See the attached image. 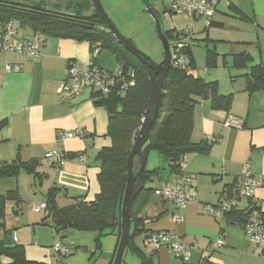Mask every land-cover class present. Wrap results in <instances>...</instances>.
Segmentation results:
<instances>
[{"label":"crops","instance_id":"1","mask_svg":"<svg viewBox=\"0 0 264 264\" xmlns=\"http://www.w3.org/2000/svg\"><path fill=\"white\" fill-rule=\"evenodd\" d=\"M140 1L146 11L156 10L163 33L189 30L194 66L197 55L192 48L204 49L206 71L198 74L194 71L195 76L207 83L216 82L218 95H232L233 100L226 112L212 108L210 99L194 98L192 141L217 140L207 153L188 154L184 158V172L191 178L196 202L180 211L181 221L174 223L171 220L174 206L153 195L140 215L145 233L135 241L150 257L151 264H264V256L253 248L241 224L232 223L231 216L203 213L205 205L218 204L228 190L239 186L242 165L248 163L252 175L261 182L253 203L260 210L264 224V91L249 94L244 90V76L250 68L264 65V0H209L216 3V9L213 24L207 30L203 19L171 12L169 8L175 0ZM15 23L18 39L34 35L30 30V34H18L19 26ZM1 28L0 25V34ZM43 38L40 55L34 61L14 52H0V166L34 160L38 162L36 172L42 177L36 178L23 170L16 176H0L3 214L0 237L5 231L14 235V242L24 248L26 259L31 263L55 264L59 260L52 249L56 236L52 228L42 225L43 214L29 209L26 216L19 218V213L23 205L28 208L31 203L45 202L50 188L59 189L58 207L71 205L76 199L92 201L99 192L96 155L110 145V140L106 137L107 113L94 105V99L75 104L78 98L63 101L58 94L68 64L90 61V45L71 39ZM204 40H208L216 54L214 66L210 68L206 65ZM242 53H247L251 60L245 68L237 69L232 65L233 56ZM156 56L163 57L157 47ZM94 63L104 69L97 60ZM7 66H18L19 70L7 72ZM228 117L235 119L239 126H227ZM77 130L85 131L87 138L57 141L58 133ZM59 148L70 157L61 163L45 157ZM78 153L84 155V162L75 156ZM156 155L149 152L145 157L147 171L159 169L147 183L153 189L174 183L178 178L169 171L167 161ZM249 205L248 200L240 199L235 210L243 212ZM7 210L12 218L10 225L6 223ZM158 231H174L183 244L195 246L186 261L175 258L165 248L151 252L145 246L146 234ZM61 235L62 243L73 250L62 261L64 264L112 263L117 247L115 233L99 237L98 241L92 231L67 229ZM219 237H222V247L209 254L211 243Z\"/></svg>","mask_w":264,"mask_h":264},{"label":"trees","instance_id":"2","mask_svg":"<svg viewBox=\"0 0 264 264\" xmlns=\"http://www.w3.org/2000/svg\"><path fill=\"white\" fill-rule=\"evenodd\" d=\"M2 1L16 7H30V5L9 2V0ZM84 5L91 7L87 0ZM232 9L238 12L235 7ZM40 12L49 15L0 6V25L14 20L18 23L19 28H28L34 35L86 42L90 45V51L94 47H98L100 51L106 49L114 55L119 66L120 76L125 78V83H129L123 89H121L122 82L118 83L115 90L108 95H92L94 105L103 108L107 113L106 137L110 140V145L102 148L96 155L99 164L98 194L92 201L76 199L71 205L58 207L56 195L59 189L50 188L45 196L44 203H46L47 209L43 214L41 223L52 228L55 236L60 239H63L62 232L67 229H74L95 232L96 241L99 237L115 233L118 243L121 203L126 187L127 157L135 142L145 113L150 93L151 72L147 70L141 60L128 52L105 29L106 24L96 10H93V14L89 16H80L76 13L71 15L68 11L53 12L45 9ZM146 12L154 13L150 9ZM212 24L213 18L210 25L205 26L206 30ZM163 34L172 43L171 63L162 84L156 118L141 154L146 157L151 151L157 153L159 157L167 161L169 171L179 177L182 173L180 163L184 162L186 155L205 154L217 141L213 139L212 143L207 141L195 143L192 141L194 98L210 99L212 108L226 112L230 110L233 99L232 95H218L216 82L207 83L195 76L194 59L190 50L192 35L189 34L186 37L184 31L164 32ZM204 42L207 43L206 65L210 68L214 66L216 54L210 48L208 40H204ZM179 44L181 45L179 53L175 54L174 45ZM140 56L143 60L149 61L148 57L141 52ZM250 60L251 58L247 53L234 55L232 65L237 69L245 68ZM178 61L179 64H177ZM244 79V90L249 94L264 91V65L251 67ZM60 149L53 151L60 152L63 160L70 157V154ZM75 156L79 158L84 155L78 153ZM139 162L140 157L135 156L133 158L134 172L138 170ZM37 166L38 162L34 160L26 163L13 161L0 166V176H16L23 170L36 178H42L36 172ZM158 172L159 169L147 171L145 165L140 177L141 191L133 200L130 208V236L126 250L138 258L141 264H151V260L144 251H141L135 240L142 233H145L140 215L155 190L148 187L147 183ZM229 191L227 192L228 195ZM244 212L245 210L240 212L233 208L224 213V217L231 216L232 223L242 225ZM2 216L0 209V218ZM0 264L41 263L29 262L26 259L24 248L12 240L9 231H5L0 237Z\"/></svg>","mask_w":264,"mask_h":264},{"label":"built area","instance_id":"3","mask_svg":"<svg viewBox=\"0 0 264 264\" xmlns=\"http://www.w3.org/2000/svg\"><path fill=\"white\" fill-rule=\"evenodd\" d=\"M216 3L209 0H175L170 5V11L173 13L182 12L190 17L203 19L205 26H209L214 16ZM16 29L14 28V21L10 20L5 22L1 28L0 36V52H14L21 55L23 58L29 60H36L40 55L44 38L41 35H33L18 39L16 37ZM186 37L189 35V30L184 31ZM181 45H174V53L178 54ZM99 52L98 47H94L90 52V61L86 64L69 63L65 80L62 82L58 89V94L61 100H76L86 90H90L89 98L92 95L104 96L108 95L115 90L118 83L122 82L121 89L127 87L129 83H125V78L117 73H110L99 66L94 61L95 55ZM179 64V61L177 62ZM19 67L7 66L6 71H18ZM128 79V78H126ZM226 125L238 127V122L228 117ZM1 127V122H0ZM88 135L83 130L75 132H60L57 134V141L62 143L68 138L85 139ZM46 158H54L57 163L63 160L60 152L51 151L45 155ZM80 161L84 162L85 157L80 156ZM181 175L174 183L163 184L153 191V195L163 201H167L174 206L171 213V220L174 223L181 221L180 211L185 209L189 204L196 202V194L191 185V178L184 172V162L180 163ZM261 182L257 180L251 173L250 165L244 163L241 168V182L238 187L230 190L229 195L226 193L218 204L211 206L205 205L203 213L213 215L215 217L221 216L229 210L236 207L237 201L240 199L248 200L249 207L245 210L244 222L242 228L246 236L251 241L253 248L262 256H264V224L260 210L253 203L255 191L259 188ZM29 209L34 213L45 214L47 209L46 203L29 204ZM1 226V220H0ZM15 241L14 235H11ZM144 244L151 252H156L165 248L175 258L186 261L188 255L195 246L185 245L180 241L179 236L174 231H158L146 234ZM222 247V237L211 243L209 254L211 250L219 249ZM52 249L59 260L55 264H64L62 261L69 257L72 253V248L69 245H64L59 237L55 238ZM205 264V263H202Z\"/></svg>","mask_w":264,"mask_h":264},{"label":"water","instance_id":"4","mask_svg":"<svg viewBox=\"0 0 264 264\" xmlns=\"http://www.w3.org/2000/svg\"><path fill=\"white\" fill-rule=\"evenodd\" d=\"M87 1L91 4L92 8L95 9L97 13L101 16V18L104 20L106 24L105 29L109 31L116 39V41L121 45H123L128 52H130L137 59L141 60L142 63L147 68V70L151 72L150 93L147 100L145 113L138 134L136 136L135 142L127 157V163H126V187L123 193L121 211H120V216H121L120 237L111 263V264H121L130 236V208L133 200L141 191L140 177L144 170L145 161H146L145 157L142 156L141 154V150L147 142L151 126L153 125L156 118V112L158 107V101L161 94L162 84L171 63V42H169L167 37L163 34L156 14L151 12L152 19L155 23L156 35L161 43L163 50V60L158 64H155L150 60L145 61L141 58L140 51H138L134 43L131 42V40L123 37L119 33L115 25L112 23V21L108 18L102 6L101 0H87ZM0 6L12 8V9L24 10L31 13L49 15L40 12L39 5L35 6V4L32 6L30 5L29 8H23V7H16L14 5H11L9 3L0 0ZM89 95H90V90L88 89L83 93L82 96H80L76 100L75 104H80L87 101L89 99ZM135 156L140 157L139 167L136 172L133 171V158Z\"/></svg>","mask_w":264,"mask_h":264},{"label":"rangeland","instance_id":"5","mask_svg":"<svg viewBox=\"0 0 264 264\" xmlns=\"http://www.w3.org/2000/svg\"><path fill=\"white\" fill-rule=\"evenodd\" d=\"M14 3H21V4H27V5H33V0H9ZM86 0H63L58 1L60 4L58 6V11L65 12V7H67V11L69 14H78L80 16H89L93 14V8L85 6ZM57 2V1H56ZM55 2V3H56ZM102 6L104 8V11L108 18L112 21V23L115 25L119 33L125 37L126 39L131 40V42L134 43L138 51H141L143 55L148 57V59L155 64L160 63L163 60L162 58H159V56H156V47L159 48V54L160 51L163 53L162 46L160 41L158 40V37L156 35V28L155 23L152 19L151 12H146V8L142 4L140 0H101ZM51 6V5H49ZM49 6H44L47 9H50ZM156 12V10H154ZM16 25V23H15ZM18 27V23H17ZM18 31L20 33H29L30 31L28 28H19ZM19 36V35H18ZM172 45V43H171ZM159 46V47H158ZM193 51L197 55V62H196V70L195 74L198 73H204L205 69V60H204V49L202 47H194L192 48ZM100 51V49H99ZM98 52V49H97ZM199 54V57H198ZM96 59L104 69L111 73H117L119 70V66L114 58V55L109 52L106 49H102L99 53H96L95 55ZM90 60V58H89ZM195 64V59H194ZM224 72V71H221ZM93 98H90L89 101H92ZM152 154L155 156L156 153L151 151ZM41 194H37V197H39ZM29 206V205H28ZM29 212V207L27 208L26 205H23V208L21 212L19 213L20 217L26 216V214ZM7 219L6 223L7 225L11 224V217L10 210L6 211ZM105 240V238L103 239ZM108 240V239H107ZM138 240V239H137ZM122 264H141V261L131 255L127 250L125 251L122 259Z\"/></svg>","mask_w":264,"mask_h":264},{"label":"flooded vegetation","instance_id":"6","mask_svg":"<svg viewBox=\"0 0 264 264\" xmlns=\"http://www.w3.org/2000/svg\"><path fill=\"white\" fill-rule=\"evenodd\" d=\"M35 3V6H37V5H39V10L41 9H45V10H49V11H53V12H57L59 9H58V6L61 4H58L59 2L58 1H63V0H33ZM57 1V2H56ZM56 2V3H55ZM33 4V5H34ZM43 5L44 6H49V5H51V6H49L50 7V9H47L46 7H43ZM32 6V5H31ZM92 7V6H91ZM67 9V7H65V10L64 11H67L66 10ZM40 10V11H41ZM93 10H95V9H93ZM60 12V11H59ZM46 14H48V13H46Z\"/></svg>","mask_w":264,"mask_h":264}]
</instances>
